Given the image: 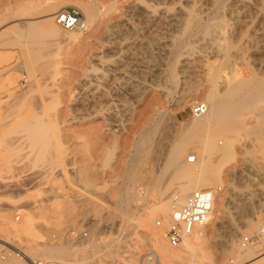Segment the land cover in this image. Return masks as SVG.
I'll list each match as a JSON object with an SVG mask.
<instances>
[{
  "label": "rangeland",
  "instance_id": "obj_1",
  "mask_svg": "<svg viewBox=\"0 0 264 264\" xmlns=\"http://www.w3.org/2000/svg\"><path fill=\"white\" fill-rule=\"evenodd\" d=\"M51 1L62 3L59 6L63 8H77L85 18L84 12L77 3L90 0H0V35L3 31L9 32L23 42L22 45L19 44L21 40L16 37L15 41L11 39L12 42L18 40L19 42L13 45L10 38L8 39L10 42L7 43L9 36L5 37L6 41L2 38L3 34L0 37V212H3L2 214L9 212L7 221L9 226L23 219L20 210L29 211L33 216L42 206L51 207L56 205L55 202L62 204L70 200L72 202H69L73 203L71 205H74L72 207L75 213H73V222L65 227L66 232L70 233V229L78 226L82 232L80 235L88 234L84 236L87 238L91 234L89 232L93 230L90 237L101 244L100 248L104 247L106 242L114 244L112 255L104 257L98 252L100 248L97 247V243L93 242L94 245L96 244L95 250H98L93 256L91 250L94 249V245L88 243L85 246L86 241L83 245L87 250L84 252L85 255L87 253L86 256L89 258L93 256L94 260L98 257L104 258L100 262L92 261L88 264H147L152 254L157 263L162 264L152 247L154 240L152 231L161 233L168 241L165 234L170 215L166 216L164 211L167 199L178 186L176 180L168 183L171 171L165 169L164 157L180 126L192 118V107L199 102L206 103L212 87V80L209 79L212 71L210 66L214 64L213 62L223 59L220 52L216 51V55L213 48L209 49L210 51L206 48L217 43L213 38L211 40L216 43L209 41L217 30L220 31L221 25L223 30L226 28L231 32V35L225 36L229 32L224 31L225 35H222L227 37L226 40L229 38V42L232 40L234 44L230 49V59L234 65H230V61L227 70L234 71L235 68L236 76L242 75L240 77L243 78L247 76L250 78V74L252 77V69L259 77L264 76L262 73L264 72V14L262 15L264 5L262 9L260 7V12L259 6L258 8L254 5L245 6L237 3V0H227L224 3L225 7L222 5L219 8L221 16L227 12L224 17L219 15L221 22L217 20L219 18L216 19L217 14L216 16L214 13L211 14L214 9L210 0H201V4L198 1L200 6L197 3L193 4L192 0H145L144 4L148 2L147 4L155 5L156 11L152 16L147 15L149 8L146 4V6L142 4L144 0H141L142 2L92 0V4L97 8V11L95 10L97 15L92 24L81 31L76 39L63 40L58 44L59 46L56 43L58 47L62 44V48L57 47L58 50L55 51V43L48 44L52 43L54 49L47 45L44 48V44L37 43L38 41L42 43L45 40L42 39L43 37L20 36L10 25L19 16L17 12L13 14L16 7L27 4L40 8ZM105 8L106 10L103 11ZM185 8L197 10L199 12L196 11L197 17L204 24L214 19L212 26L218 29L214 28L213 35L208 38L207 32L213 31L211 24L208 23L210 29L208 28L206 33L203 29L197 28L200 29L198 33L196 26L193 27L191 24L192 32L197 30V33L191 32L192 35L188 40L193 37L191 43L194 40L199 44L203 42L200 45L204 47L198 49L200 47L198 43L197 48L193 45L195 52H191L192 54L189 52L190 56L188 53H186L188 56L184 54L188 62L185 59L186 62H182L187 65L185 63L180 65V62L176 65L179 77L177 90L181 89L182 95L181 97L175 95V100L171 101L166 92L168 82L165 78V69L173 59L171 47L176 45V41L183 39L181 37L188 36V31L186 32L184 28L186 19L184 17L187 15ZM6 10L12 14L9 12L7 14ZM5 15H13V18L2 20ZM203 32L205 33L203 38H208L204 41L200 35ZM187 36L184 38L186 39ZM208 42L211 46L207 44ZM37 46L45 52L42 54L40 51L39 54ZM235 46L239 47L243 54ZM30 47L34 48L28 50ZM214 47L216 48V45ZM193 49L189 51H194ZM31 50L38 55L29 52ZM203 51L211 54L207 55ZM100 56L103 59H100L102 58ZM209 61L211 64L208 65ZM94 65L102 69L92 71ZM225 71L221 70L219 80L228 76ZM85 86L87 90L84 89ZM90 95L99 98L102 95L101 100L102 98L113 100L111 125L103 115L88 116L92 103L86 107L83 103L86 97H93ZM260 104L264 109V102ZM31 112L36 117L42 116L52 126L53 149L50 147L52 154L48 153L47 158L40 161L30 154L23 134L20 131L10 132L9 129L16 118L24 113L30 115ZM259 119L264 121V112L259 115L256 110L250 111L244 119V128L234 133L232 137V153L222 165L219 174L220 183L204 187L215 191L212 209L206 223L190 232L192 238L186 243L183 241L184 235L177 245L170 244L179 253H186L195 264H228L227 260L232 258L231 246L245 235L247 242L252 243L247 245L253 248L255 254L261 252L264 254V229L258 228L259 226L264 228V157L257 149L253 132V127ZM153 121L156 127L152 124ZM152 125L155 130L152 129ZM147 132L152 133V135L148 134L151 141L145 136ZM191 146L197 147L195 144ZM190 154H194L192 150L186 153L187 157ZM218 158L219 156H214L215 160ZM133 167L140 171L139 177L136 176L138 182L134 176L133 179L130 175L131 180L128 175ZM64 170L65 173H61ZM157 177L160 179V184L153 186V181ZM133 180L137 183L134 184ZM127 185L137 196L144 195L146 188L149 189L150 193L146 194L148 200L146 204L154 203L156 210L152 215L153 220H150L151 216L146 208L139 211L137 217L131 214L136 210L132 206L135 200L131 202L129 208L131 213L119 206L120 191L122 186ZM136 190L139 191L135 192ZM65 199L67 201H64ZM139 199H137L139 203L144 202ZM138 202L136 201L135 204ZM14 203L15 208H13ZM1 216L0 213V219ZM17 216L19 219H16ZM144 217L149 218V224L145 222ZM132 218H143V221H132ZM157 219L161 221L160 225H156ZM38 222L35 226L36 229L38 228L37 231L40 234L44 232L43 238L49 240L53 233L48 232L47 227L43 228L44 221L38 220ZM53 223V220H49L51 226H48L50 228L52 225L55 226ZM0 236L6 237L1 234ZM70 236L74 235L70 233ZM195 236L198 238L195 239ZM8 240L17 243L18 248H24L20 245L26 244L24 240L14 241L13 237H9ZM12 247L13 245H8L7 248L0 247V249L1 252L12 251L15 249ZM151 261L155 262L154 258ZM183 262L181 264L186 263Z\"/></svg>",
  "mask_w": 264,
  "mask_h": 264
},
{
  "label": "bare ground",
  "instance_id": "obj_2",
  "mask_svg": "<svg viewBox=\"0 0 264 264\" xmlns=\"http://www.w3.org/2000/svg\"><path fill=\"white\" fill-rule=\"evenodd\" d=\"M91 1L92 0L77 3V4H79L80 8L82 9V11L85 14L84 20L86 23V29L92 24L93 19L97 15L96 14L97 8L95 7V5L92 4L94 0L92 2ZM192 1H193L192 3L195 5L198 1H199V3L201 2V0H192ZM210 1L212 3L211 5L214 9V11L211 14L213 15V13H214V16H216V14H217V16H216V19H217V18H219V15H220L219 8H221V6L224 5V3L227 0H210ZM237 1H238L237 3H240L241 5H245V6H247V5H254V7L259 6V8L257 7L258 10L260 9V7L262 9V6L264 5V0H237ZM88 2H90V3H88ZM141 2H139V3H141ZM144 2H145V0L143 1L142 4L143 5L146 4L149 8L148 9L146 7L148 9V13H149V14H147V12H146V14L147 15L151 14V16H152V14H154V12L156 11L155 5L153 3H152L153 5L151 3L147 4L148 2L144 4ZM234 3H236V2H234ZM59 4L61 5L62 3H56V2L54 3L51 1L50 3L49 2L45 3L44 6H41L40 8H38L37 6H36L37 7L36 8L35 5H34V7L33 6L31 7L30 3H29L30 6H28L27 4H23V5H20L18 8L16 7L15 8L16 10H15V12H13V14L17 12V14L19 13L18 14L19 16L14 20V22H12V24H10L12 26L13 31L16 32L20 36H33L34 35L35 37H38V38L43 37L42 39H45V40L42 41V43L40 41H38L37 43L38 44L40 43L41 45L44 44L43 45L44 48H46V45H47V47L48 46L52 47L54 45V43H55V45H56V43L58 45L59 43H62L63 40L68 41L69 39H76L77 35L80 34L81 31H84V30H80L76 27L67 29V28H64L62 26L61 17H62L63 6H59ZM200 4H198V5L200 6ZM202 4H203V2H202ZM233 5H235V4H233ZM238 6H239V4H238ZM30 7L33 8V10ZM224 7H225V5H224ZM249 7H247V8H249ZM145 9H143V10H145ZM185 9H187L186 10L187 15L185 14L186 16L184 17V18H186L184 21L185 22L184 28H185L186 32L188 31L187 32L188 36L186 35L187 36L186 39L184 38L186 36L181 37L183 39H179L178 41H176V43H175L176 45L175 46L173 45L171 47L170 52L173 55V59L168 63L167 68L165 69V72H166L165 78H166V81L168 82V84L166 86L167 87L166 92L170 96L171 101L175 100V95L178 97H181L180 95H182L181 89L177 90L179 77H178V72L176 70V65L178 64V62H180V65L184 64L187 61L186 56H184V54H186V53L189 54V52L193 53V52H195V49H193V47L197 48L196 45L198 42L196 43L194 40L193 41L194 44H193V42L192 43L190 42L193 39V37L190 41L188 40V37L190 35H192L193 32H195V34H196L197 30H198L197 28L203 29L205 33L207 32V30L209 28V25H208L209 22L204 24L197 17V13H196L197 10H195L193 8H191V9L185 8ZM213 9H211V10H213ZM104 10H106V8L103 9V11ZM249 10H250V8H249ZM236 11H237V9H236ZM8 12L9 11L6 10L7 14H8ZM100 12H102V10ZM9 13L12 14L11 12H9ZM237 13H238V11H237ZM143 14H145V13H143ZM165 14H166V12H165ZM225 14H222V16ZM263 14L264 13H262V15ZM10 17L13 18V15H5L4 18L3 19L1 18V19L6 21ZM222 19L224 20V18H222ZM240 19L242 20V17ZM217 20H220L222 22V20L220 18ZM212 21L215 22V20L212 19L209 23V24H211V27H212L211 29H213V31L211 30L210 32L214 33L216 28L215 27H214L215 29L213 28ZM191 24H193V27L196 26L195 29H197V30L192 32V25ZM217 26L219 27V25H217ZM222 26H225V24H222ZM229 28L230 29L232 28L231 25ZM112 29L114 30V28H112ZM219 29H220V31L217 30V31H219L217 34L221 33L220 34L221 37L216 34L217 31L215 32V35H217V36L213 35V33L211 34L209 31L207 32V36H206V37L210 38L213 35L210 38V40L213 38V40L217 41V43H216L213 40H211V41L208 40L211 43L215 42L216 44H213V45L214 46L216 45V48L214 46H212V47L206 48V49L211 50L213 48L215 53L217 51L218 53L219 52L221 53V56L223 55L222 60H218L217 61L218 63L213 62L214 64H212L210 66L212 68L211 69L212 71H210L211 73L209 75L210 76L209 79L211 78V80H212V85H211L212 87H211V90H209L208 96L206 98V103H205L206 109L202 113L193 114L192 118L188 122H186V124H183L180 126L178 134L171 140L170 147L168 148L166 155L164 157V167H165V169H169L171 171L168 183H171L174 180H176L178 183L177 188L175 189L173 194H171V196H169V198L166 201V209H165L164 213L166 216L170 215V220H171L173 212L176 209H179L180 207H182L187 202L190 194L193 191L198 190L200 188L207 187V186L208 187L214 186V184L220 183L219 174H220L222 165H223L224 161H226L231 156V153H232V150H231L232 142L231 141H232V137L234 136V133H236L239 130H241L242 128H244V125H245L244 119L250 113V111L256 110V113L259 115H261L264 112V109H262V106L260 104V102H264V76L259 77L258 73L256 74V72H254V69H252L253 70L252 77L250 74V76H249L250 78H247L248 76L247 77L245 76L246 78H243V77H240L242 75H240L239 77L236 76V72H235L236 69L234 67H233L234 71H232L233 69L231 71H229L230 69L227 70L228 69L227 67L231 61L230 49L234 46V44H233L232 40H231V42H229L230 41L229 38H228V40H226L227 37H225V36L231 35V32L226 30V28H225V30H223V27L221 28V25H220ZM199 30H198V33H199ZM239 30H240V27H239ZM224 31L226 33L227 32H229V33H227L225 35ZM3 32L1 33L0 37L3 34V36L5 35L4 37L2 36V38H4V39L6 36H9V37H7V40L9 38H10V40L14 39V38L15 39L18 38L15 35H13V36H15V37H13L12 34H10L9 32H4V33ZM201 32H202V30L200 31V33ZM204 32L202 34H200V35H202L201 38L203 39V41L206 39V38L205 39L203 38L205 36ZM244 32L245 31L243 30L242 33H244ZM110 33H112V32H110ZM110 33H108V34H110ZM222 34H224L225 36ZM241 35H245V34H241ZM15 39H14V41H15ZM202 39H201V41H202ZM19 40H21V39H19ZM19 40L16 42H19ZM25 40H28V39H25ZM5 41H6V39H5ZM8 42H10V41L8 40L7 43ZM11 42H12V40H11ZM16 42H14V43H16ZM50 42L53 43V45L51 43L52 46L48 45ZM209 42L207 44H209ZM14 43H13V45H14ZM21 43H23L22 40L19 42V44H21ZM35 43H36V41H35ZM201 43H203V42H201ZM205 43H206V41H205ZM25 44L27 45V42ZM57 45H56L55 49L52 47L55 51L58 50L57 47L59 45L58 46ZM61 45L62 44H60V47H61ZM193 45H195V46H193ZM237 45H239V43ZM32 46H34V45L32 44ZM34 47H30V48H28V50L31 48L33 49ZM38 47H40V46H37V52L42 51V50L38 49ZM60 47H58V48L60 49ZM203 47L200 45V47H198V49L203 48ZM235 47L237 50H239V47H237V46H235ZM192 49L194 51H189ZM198 49H196L197 52H198ZM216 49H218V50H216ZM47 50L48 49H46V51ZM54 50H53V52H55ZM32 51L33 50H31L29 52H32ZM49 51H50V49H49ZM37 52L34 51V53L33 52L32 53L35 55H38V54H36ZM44 52H45V50L42 51V54ZM51 52H49V53L51 54ZM203 52H205V51H203ZM24 53H26V52H24ZM102 53H103V51H102ZM237 53H239V52H237ZM240 53H242V52L240 51ZM39 54H41V52ZM198 54H200V53H198ZM206 54L209 55L211 53H206ZM216 55H217V53H216ZM232 55H233V52H232ZM189 56H190V54H189ZM202 56H205V55H202ZM100 57H102V56H100ZM242 58H244V57H242ZM100 59H103V57ZM182 61H185V62H182ZM185 64L187 65V63H185ZM209 64H211L210 61H209L208 65ZM230 65H234V64H232V61H231ZM96 66L97 65H94V67H92L91 70L96 71L98 69V71H99L102 69V68L100 69L99 67H96ZM224 68L227 71H229L230 74H229V72L225 71ZM231 68H232V66H231ZM221 70L225 71L227 73L226 75H228L225 77L223 76L224 77V78L222 77L223 80H219V77H221V74H219L221 72ZM259 72H261V71H259ZM262 73L264 74V72H262ZM88 74L89 73H86V75H88ZM260 76H261V74H260ZM96 85H98V84H96ZM86 88L87 87L85 86L84 89H86ZM96 88H98V86ZM111 94H112V92H111ZM90 96H93V95H90ZM101 96H100V98L98 96H93L92 98L89 97L90 99L88 97H86L83 104H85V107H86V105L89 106L92 103L91 112L88 113V116L90 115L91 117H94V116H98V115L99 116L103 115L105 120L110 122L109 124L111 125V121H112L111 118H112V114L114 111L113 100L111 98L110 99L102 98L103 100L108 99V100L103 101V100H101ZM105 97H107V95ZM254 104H255V106H253ZM27 113H28V111H27ZM25 114L26 113H24V115H22L21 117H18L15 119V121L13 122L14 124L11 126V128L9 127V129H11L10 132L11 131L12 132L13 131H20L24 136V140H25V143H27V147L29 149L30 154H32L33 157L38 161L44 160L47 158L48 153L50 155L52 154L51 153L52 151L50 150L51 145L53 146V143H51L52 142V140H51L52 126L47 121H45L42 116L36 117L35 114L32 115V112L30 113V115L29 114L25 115ZM114 114H116V113L114 112ZM154 121H156V120H154ZM154 121L152 124L155 123ZM109 124H108V126H109ZM155 127H156V125H155ZM155 127L153 126L152 129H154ZM147 130H148V128H147ZM152 132H154V131H152ZM253 132L255 133V137H256L257 149H258L259 153L264 157V121L263 120L259 119L256 121V123L253 127ZM150 133L147 132V135H145L148 138V141L152 140L150 138V136L148 135ZM144 134H145V132H144ZM151 135H152V133H151ZM140 138L143 140L142 137H140ZM147 138H145V139H147ZM149 138H150V140H149ZM141 139H140V141H141ZM145 141H142V142H145ZM145 144H147V143L145 142ZM193 144L197 145V147L194 148V146H191ZM51 148L53 149V147H51ZM189 150H192V152L194 154H190L187 157L186 153ZM185 155H186V157H185ZM214 156H219V158L217 160H215ZM136 160H137V158L135 159V161ZM63 166L65 167V165H63ZM63 166H62V169H63ZM62 169H61V171H62ZM132 169L133 170L131 172L129 171L130 174H128V175L129 176L131 175L132 177L134 176L138 182V178L136 176L139 177L138 172H140V171H137L138 169H136V168L134 169V167ZM65 171L66 170H64V172H61V173H65ZM0 174H1V172H0ZM132 177L130 178L131 180H132ZM134 177H133V179H134ZM126 180H128V179H126ZM136 180H133L134 184L137 183ZM133 181H131V182H133ZM159 184H160V179L157 177L153 181V186H159ZM127 186H124V187L122 186V190L120 191V196H119V200H118L119 206L124 211H127L129 213V211H130L129 208H130L131 202L133 203L134 200H135V202L136 201L138 202L137 199H139V197L142 196L139 199V201L142 199L144 202L141 203V201H140L141 204L139 202L135 204V202H134L132 204V206L136 210L133 208V210H135V211L132 210L133 212L131 213V211H130V213L135 215V217H137L139 211H141L143 208H146L148 213L151 216V218H150V220H151L153 212L156 210V208H154V203L146 204L148 201L146 194H148L149 189L146 188V193L144 195L140 194L141 196L140 195L137 196L134 194L133 191L130 190V187L129 186L127 187ZM138 191L139 190H136L135 192H138ZM151 191H153V190H151ZM135 198H137V199H135ZM64 201H67V199H65ZM69 201L70 200L67 201L68 203L67 202L65 203L62 201L63 202L62 204L61 203L57 204V202H55L56 205L54 204L51 207H47V205L42 206V208L40 210H38L37 214L36 213L34 214L35 216L34 215L31 216L32 214L29 211L20 210V213L22 214L23 219L19 223L12 224L9 226L7 225L8 217L10 215L9 212H4V214L6 213L5 215L2 214L3 212H0L2 215L1 219H0V234L6 236L5 238L0 236V246L7 248L8 245H13V247L15 248V249H12V251H7V250H5L6 248L4 249L5 252L0 255V258H1L0 264H27L28 260H32V259H39L42 261L46 260V262H50V264H88L89 262H92V261H98V262L102 261L104 259L102 257H98L95 260L92 259V257L95 255V251L97 250V249L95 250L96 244L94 245V243H93L96 241H95V239L93 240V238H91L92 237L91 234H93V232H94L93 230H91L89 232L91 234L89 235L88 238L84 237L88 234L80 235L82 232L80 231V229H78V226L70 229L71 230L70 233L74 236H70V233L66 232L65 227L68 224H71V221L73 222V220H74V214L73 213H75L74 208H73L74 205H71L73 203H70L72 201H70V202ZM59 202H61V201H58V203ZM14 205H16V204L15 203L13 204V208H15ZM7 214H8V216H7ZM16 219H19V216H17ZM133 219L134 218H132L131 220L132 221H138V222L143 221V218L142 219L141 218L134 219V220ZM144 219H145V222H147V223L150 221V220H148L149 218L146 219L144 217ZM4 220H5V222H4ZM38 220L44 221L43 223H45V224H42L43 228L45 226V227H47L46 229H48V232L53 233V234H51V238L49 240H47L46 237H44L45 239L43 238L42 234H45L44 232L42 234H40L37 231L38 228L36 229L35 226H36V223H39ZM49 220L50 221L53 220V222L55 223V226L52 225V227H51V228H53V230H51V228L49 227V226H51V224H49ZM145 222H143V223H145ZM152 223H153V221H152ZM155 223H156V225H160L161 221L159 219H157L155 221ZM199 226L200 225L196 226L195 228H198ZM258 228H259V230L264 229L263 227H260V226ZM49 229H50V231H49ZM152 234L154 237V240L152 242V247L156 250L157 256L160 259L162 264H181V263H184L183 261L186 262L185 264H195L192 262V260L189 258V256L186 253H179L175 247L170 246V243H168L166 238L161 233L152 231ZM243 236L244 235H242V237ZM9 237H13L14 241H16V242H19L22 240L26 241L25 242L26 244L20 245V247L24 246V248L23 247L18 248V246L16 247L17 243H13V241L10 242V240H8ZM190 238H192V234L191 233L186 234L183 238L184 243H186L188 241V239H190ZM197 238L198 237L195 236V239H197ZM85 242H86V245H85ZM4 243H6L7 245H4ZM88 243H90V245H92V244L94 245V247H93L94 251L91 250L93 245L91 247H89L90 250L94 253L93 256L90 257L91 259L88 256H86L87 253H86V255L84 253L85 251H87L85 246H87ZM98 243H97V245H98L97 247H99V245H101L100 243L99 244ZM247 244H252V243L247 242V236L245 235L243 237V239L239 240L237 243H235L231 246L230 254L232 255V258H229L227 261L229 263L231 262V263H236V264H264V256H262V255H264V254H262L263 252L255 254L256 252L253 251V248ZM83 245H85V246H83ZM113 246H114L113 243L106 242L104 247H102V248L99 247L100 249H99V251L98 250L97 251L100 252L101 254H103L104 257H108V256L112 255V247ZM90 250H89V252H90ZM92 252H91V254H92ZM152 258H154L156 264H158L156 261V258L153 254H152L150 259H152ZM246 258H247V260H245ZM147 261H148V259H147ZM197 264H200V263H197Z\"/></svg>",
  "mask_w": 264,
  "mask_h": 264
},
{
  "label": "built area",
  "instance_id": "obj_3",
  "mask_svg": "<svg viewBox=\"0 0 264 264\" xmlns=\"http://www.w3.org/2000/svg\"><path fill=\"white\" fill-rule=\"evenodd\" d=\"M61 24L67 29L73 27L80 30L86 29V23L82 13L74 7L62 9ZM205 109L206 104L199 102L192 107V113H202ZM214 196L215 191L210 188L195 190L190 194L187 202L173 212L165 234L171 245H177L184 235L190 233L196 226L202 225L207 221L212 209ZM3 253L0 249V255ZM151 260L147 264H156ZM27 264H50V262L32 259L28 260Z\"/></svg>",
  "mask_w": 264,
  "mask_h": 264
}]
</instances>
